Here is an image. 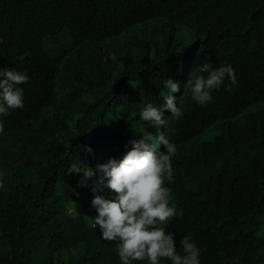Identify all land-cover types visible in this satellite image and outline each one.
<instances>
[{
	"label": "trees",
	"instance_id": "16d2710c",
	"mask_svg": "<svg viewBox=\"0 0 264 264\" xmlns=\"http://www.w3.org/2000/svg\"><path fill=\"white\" fill-rule=\"evenodd\" d=\"M155 1L167 9L190 11L176 24L163 9L164 41L156 52L139 53L123 67L108 59L99 71L89 67L84 88L74 68L53 77L48 59L43 68L53 77L49 84L58 81L55 93L25 94L22 112L17 113L22 116L18 123H23L15 139L4 138L10 129L0 137V167L9 170L0 178V264H121L117 242L102 240L98 227H91L94 195L110 199L115 194L106 181L99 183L100 173L87 181V187H77L81 175L68 170L77 164L81 171L84 166L95 171L109 159L119 161L131 149L129 141L145 130L154 136L163 133L177 149L172 157L174 180H165L177 214L162 225L175 234L177 253L184 254L180 240L189 236L201 251L200 264H264V113L238 122L232 131L229 121L226 131L227 117L244 109L240 100L247 95L241 96V90L217 94L201 106L185 87L175 104L183 113L179 118L164 110L166 123L159 128L140 119L146 103L163 105L164 80L177 82L179 72L184 74L182 51L192 38L205 39L207 45L196 72L205 62L213 68L227 63L236 69L237 83L246 79L264 49V0ZM18 2L26 15L23 25L13 24L9 32V19L0 14V68L21 71L28 66V53L39 66L34 53L38 46L48 45L44 28L53 14L49 10L58 2ZM92 2L61 5L74 17ZM106 4L117 11L126 6L122 0ZM117 43L124 49L134 47L125 38ZM51 96V102L44 100ZM39 104L48 107L42 112L44 123L36 113ZM14 115L10 113L4 125L16 122ZM202 121L218 127L222 142L217 148L204 143L206 149L198 146L201 151L183 148L187 137L198 135ZM153 143L155 150L163 151V145ZM85 147L91 148L90 154ZM94 186L99 191L94 193ZM161 264L171 262L165 259Z\"/></svg>",
	"mask_w": 264,
	"mask_h": 264
},
{
	"label": "clouds",
	"instance_id": "9594fccd",
	"mask_svg": "<svg viewBox=\"0 0 264 264\" xmlns=\"http://www.w3.org/2000/svg\"><path fill=\"white\" fill-rule=\"evenodd\" d=\"M109 1L115 0H93L92 3L81 6L82 12L73 17L74 12L62 10L61 4L76 3L80 6L83 0H57L58 6L49 10L53 14L44 28L48 45L38 46L34 53L39 66L28 53L25 58L28 66L21 71L0 68V137L6 129H10L4 138L15 139L13 134L18 132L16 128L23 123H18L22 116L17 113L22 112L25 94H37L40 97L54 94L58 81L53 79L49 84L50 80L72 68L84 88L89 81V67L94 72L99 71L100 64L107 59L123 67L126 62H133L137 54L153 53L159 45L162 47L164 36L160 39V35L164 30L163 9L169 12L176 24L179 20L184 21V17L190 14V11L167 9L155 0H122L126 6L117 11L106 4ZM22 5L18 0L0 1V14L9 19V32L13 30L11 25H23L26 20ZM119 38L128 39L134 45L133 49L121 48L117 43ZM205 42L202 38H192L186 45L182 51L185 54L184 66L179 63V67L184 68V74L179 72L177 82L171 78L164 80L167 96L163 105L157 107L153 103H146L140 112L142 121L155 128L163 127L166 123L163 118L164 110H169L171 116L179 118L183 113L175 104L185 92V87L190 89L192 99L201 106L209 103L217 94L227 96L241 90V96L247 95L240 100L244 109L233 111L227 117L226 131L229 121L232 131L238 122L250 119L254 114L264 113V49L255 57L248 77L242 80L245 82L242 88V81L237 83L236 69L232 64L226 63L213 68L210 62H205L197 72L206 75L195 76L198 58L207 49ZM0 43H3L2 38ZM19 59L23 60L24 57ZM48 59L53 64V77L43 68ZM52 98L44 100L51 102ZM46 109V105H38L39 112L36 113H40L42 123L46 117L42 112ZM10 113H15L16 122L4 125L3 120ZM200 128L195 138H186L183 148L201 151L203 149L198 146L204 145L206 149L204 143L214 148L219 146L222 140L218 127L202 121ZM208 135L211 138L205 140L204 137ZM138 137L129 141L131 149L119 161L109 159L106 163L98 164L95 171L86 166L81 171L77 164H73L68 170L69 173L81 175L77 187H87V181L100 173L99 183L104 184L106 181L105 186L115 194L110 199L94 195L91 207L95 210V216L91 227H98L102 240L117 242L115 251L121 264H161L165 259L171 264H200L201 251L191 241V237L184 236L180 240L184 253L180 255L175 247V234L167 232L162 226L177 214L176 206H170L171 189L165 187V180H174L172 157L177 153L176 146L163 133L154 136L145 130ZM154 141L163 145V151L154 149ZM84 150L89 154L92 151L87 147ZM1 160L4 159L0 157ZM8 173V168L0 167V178ZM0 187H3L2 183ZM98 189L94 186L92 191L95 193Z\"/></svg>",
	"mask_w": 264,
	"mask_h": 264
},
{
	"label": "rangeland",
	"instance_id": "374dc122",
	"mask_svg": "<svg viewBox=\"0 0 264 264\" xmlns=\"http://www.w3.org/2000/svg\"><path fill=\"white\" fill-rule=\"evenodd\" d=\"M210 138H211V136H209V135L204 137L205 140H208Z\"/></svg>",
	"mask_w": 264,
	"mask_h": 264
}]
</instances>
